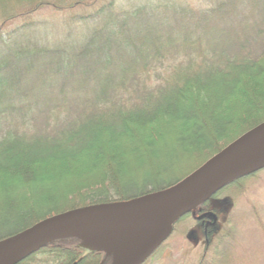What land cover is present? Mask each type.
I'll list each match as a JSON object with an SVG mask.
<instances>
[{"label":"trees","instance_id":"obj_1","mask_svg":"<svg viewBox=\"0 0 264 264\" xmlns=\"http://www.w3.org/2000/svg\"><path fill=\"white\" fill-rule=\"evenodd\" d=\"M191 1L0 0V247L171 189L264 124V0ZM78 170L99 184L85 195ZM263 173L178 216L166 241L191 218L198 264L233 263L239 196ZM83 244L64 236L16 264H112Z\"/></svg>","mask_w":264,"mask_h":264},{"label":"water","instance_id":"obj_2","mask_svg":"<svg viewBox=\"0 0 264 264\" xmlns=\"http://www.w3.org/2000/svg\"><path fill=\"white\" fill-rule=\"evenodd\" d=\"M264 124L244 134L202 169L177 186L133 202L95 205L41 221L0 247V264H16L48 243L78 236L84 228L147 226L169 219L170 226L128 264H144L172 233L174 220L236 177L261 164ZM263 163V162H262Z\"/></svg>","mask_w":264,"mask_h":264},{"label":"rangeland","instance_id":"obj_3","mask_svg":"<svg viewBox=\"0 0 264 264\" xmlns=\"http://www.w3.org/2000/svg\"><path fill=\"white\" fill-rule=\"evenodd\" d=\"M191 4L195 6L197 2L192 0ZM259 161L264 162V154ZM100 169L104 171V167ZM91 174L83 171L77 174L79 177L87 175L84 182L93 185L83 190L84 195L99 185L93 181L95 179ZM69 184L66 182L63 188L69 187ZM230 194L231 191L224 194L223 201ZM237 207L241 213L240 242L237 249H234L235 260L231 264H264V173L250 182L245 193L240 194ZM169 221L161 220L147 226L84 228L78 232V236L84 239L83 246L86 249L104 250L112 254V264H128L169 228ZM197 233L196 224L191 218L187 223L180 224L173 237L165 242L150 264H198L203 244L198 241L199 237L202 238L201 234L196 236Z\"/></svg>","mask_w":264,"mask_h":264}]
</instances>
